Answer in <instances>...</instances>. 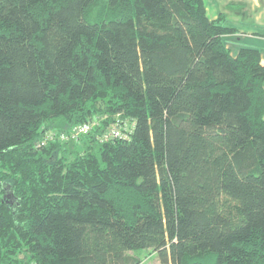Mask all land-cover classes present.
I'll return each instance as SVG.
<instances>
[{"label": "trees", "instance_id": "16d2710c", "mask_svg": "<svg viewBox=\"0 0 264 264\" xmlns=\"http://www.w3.org/2000/svg\"><path fill=\"white\" fill-rule=\"evenodd\" d=\"M225 19L204 0H0V264H264V65L226 48ZM117 117L129 139L98 141Z\"/></svg>", "mask_w": 264, "mask_h": 264}, {"label": "rangeland", "instance_id": "374dc122", "mask_svg": "<svg viewBox=\"0 0 264 264\" xmlns=\"http://www.w3.org/2000/svg\"><path fill=\"white\" fill-rule=\"evenodd\" d=\"M235 0L232 1H228V0H218L216 2V0H205V6L208 9L207 15L210 17L213 12L216 13H222V11L224 12V9H226L227 5L230 6V10L232 12H226V17L232 20H228L230 23L225 22L226 26L229 27L231 29V27H233L234 31L230 34V35H226L224 36V44L226 46V48L228 50H230V52L232 53V55L236 56L237 52H235L233 49H230L228 47V44L230 42H233L235 40L234 37L236 36H241L242 34L239 32H243V33H251V32H259V33H264V30L262 28H258L255 24H254V20L255 17L253 16L252 13L247 12L245 9H243L242 7H240V9H231V6H238L236 4ZM99 7L95 6V8L93 9V15L94 13L98 12ZM214 15V14H213ZM95 16V15H94ZM222 16V15H221ZM219 16V18L221 17ZM218 18V19H219ZM210 20V19H209ZM212 21V20H211ZM239 31V32H238ZM236 42V41H235ZM99 118L107 120V116H99ZM126 119H119L118 122H125ZM128 121L130 123H132L133 121L131 119L128 118ZM112 124V123H110ZM108 124V125H110ZM61 128L63 130H65V128H67L65 125H63L61 123V121H52L47 123V125L44 126V128L42 129V136L40 137V140L37 142V145L42 141L44 134H50L55 136L56 138L60 137V133L63 132H59L58 129ZM96 130V129H95ZM104 130V128H103ZM102 130V131H103ZM66 131V130H65ZM64 131V132H65ZM72 131V129L70 130ZM102 131L100 132V135H103ZM69 131H66V133H68ZM55 142H60V143H64L61 140H55ZM52 142H50L51 144ZM71 143H73L72 141H69V145H72ZM49 145L46 144V146ZM38 148V147H37ZM131 256L134 257H138L141 261L142 264H159V259L157 254L153 253L150 250H141V251H135L134 253H129Z\"/></svg>", "mask_w": 264, "mask_h": 264}, {"label": "built area", "instance_id": "2783aa9c", "mask_svg": "<svg viewBox=\"0 0 264 264\" xmlns=\"http://www.w3.org/2000/svg\"><path fill=\"white\" fill-rule=\"evenodd\" d=\"M119 117L116 118L114 123L108 125L104 130L102 131L103 135L98 136V141L103 143L108 142H114L116 140L118 141H126L129 139L134 124L130 123L128 120H125V122H118ZM106 120L101 119L99 117L90 119L87 123L74 127L72 131H69L68 133L63 132L60 133V137L56 138L53 135L50 134H44L42 141L37 145L38 148L46 146V144L50 142H55V140H61L64 143H68L69 141H78L82 136L87 135L91 132H93L95 129L100 128L102 126V123Z\"/></svg>", "mask_w": 264, "mask_h": 264}, {"label": "crops", "instance_id": "0c3cea01", "mask_svg": "<svg viewBox=\"0 0 264 264\" xmlns=\"http://www.w3.org/2000/svg\"><path fill=\"white\" fill-rule=\"evenodd\" d=\"M218 0H216L217 2ZM232 1V0H228ZM236 5L238 6H231V9H240L242 7L245 9L247 12H250L253 14L255 17L254 24L258 28H262L264 30V0H235ZM205 3V0H204ZM240 6V7H239ZM230 6L227 5L226 9H224V12L222 13H216L213 12V14L209 17H207L214 21L219 18V16L223 15L225 16L226 22L230 23L228 20H232L226 17V12H232L230 9ZM206 11L208 12V9L206 7ZM233 28V27H231ZM239 32V31H238ZM242 35L241 36H236L234 37L235 40L233 42H230L228 44V47L230 49H233L235 52H239L241 49L244 48H252V49H257L261 53V63L264 65V33H259V32H251V33H243L239 32ZM236 41V42H235Z\"/></svg>", "mask_w": 264, "mask_h": 264}]
</instances>
